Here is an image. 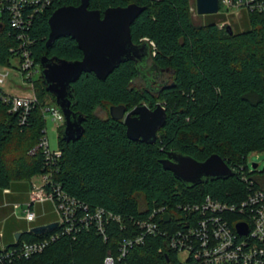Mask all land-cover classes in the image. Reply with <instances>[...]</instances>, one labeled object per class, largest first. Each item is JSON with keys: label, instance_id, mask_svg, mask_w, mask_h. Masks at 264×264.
I'll list each match as a JSON object with an SVG mask.
<instances>
[{"label": "trees", "instance_id": "16d2710c", "mask_svg": "<svg viewBox=\"0 0 264 264\" xmlns=\"http://www.w3.org/2000/svg\"><path fill=\"white\" fill-rule=\"evenodd\" d=\"M80 3L53 0L45 13L35 17L29 34L33 58L41 71L44 56L67 61L83 58L71 37L56 40L50 48L46 45L52 14L60 7ZM131 4L146 8L132 25L133 42L148 43L151 62L163 72L164 82L158 87L145 82L146 66L128 61L106 80L86 73L73 84L74 110L85 117L84 133L80 140L66 142L65 126L60 129L62 157L55 165L54 184L46 189L53 192L57 186L72 198L77 203L74 217L43 235L18 231L15 237L21 233L20 237L8 250L43 240H49L48 244L29 258L8 259L0 248V264H104L108 254L116 264L175 263L176 254L164 237L150 236L120 258L121 244L130 237L135 220L155 208L173 209L207 196L240 206L252 191H264V169L250 172L247 165L250 154L264 152V13L247 14L248 27L238 30L230 25L231 33L228 25L220 26L217 16L195 25L190 0H91L90 9L104 13ZM17 43L8 22L1 23L0 66L10 65L15 57L11 48ZM138 79L146 86H138ZM34 88L38 102L25 124L10 112L4 102L7 94L0 88V192L50 171L45 153L33 151L44 135L46 97L56 101L42 76L35 80ZM160 99L165 102L167 120L154 145L130 140L124 123L109 113L114 105H124L128 111L139 105L154 109ZM99 109L106 117L97 113ZM172 151L198 161L218 154L236 174L189 188L161 164ZM98 210L104 213L103 228L94 218H86Z\"/></svg>", "mask_w": 264, "mask_h": 264}, {"label": "built area", "instance_id": "2783aa9c", "mask_svg": "<svg viewBox=\"0 0 264 264\" xmlns=\"http://www.w3.org/2000/svg\"><path fill=\"white\" fill-rule=\"evenodd\" d=\"M53 0H0V24L7 21L10 31L16 37L17 46L11 48L15 55L10 65L0 66V86L4 85L11 74V69L21 73L26 85L32 91L31 96H11L7 94L4 102L10 106V112L19 115L20 124H25L35 104L38 102L35 94V77L41 72L33 58L30 37L33 21L39 14L45 13ZM220 10L229 16H244L251 13H264V0H219ZM226 24H221L224 27ZM44 115L50 113L59 124L65 126L62 111L56 103L47 104L43 108ZM42 150L47 158L50 171L43 174L42 184L33 185L30 192L31 203L51 201L58 212V224L69 222L74 217L77 203L54 186L53 192H48L47 185L54 184L55 165L62 157L59 149L51 152L46 137V130L38 146L34 149ZM259 167V166H258ZM249 171V170H248ZM252 171H254L252 169ZM68 205V212L64 205ZM22 208L15 205V210ZM87 209V208H85ZM23 218L29 223L36 220L30 204L23 210ZM169 214V222L163 218ZM234 215V216H232ZM111 219L121 222L118 216ZM86 218L95 219L103 228L104 213L98 210L95 215ZM244 223L249 232L241 236L237 232V225ZM130 237L123 240L120 247V258H125L134 246L145 244L148 237H164L167 247L176 254V262L170 264H264V191H252L240 206L228 205L207 196L198 203L182 202L173 209L168 206L155 208L148 216L134 221ZM49 240L34 243H24L19 250L6 251V257L29 258L42 252ZM163 249H160V252ZM104 264H116L115 258L108 254Z\"/></svg>", "mask_w": 264, "mask_h": 264}, {"label": "water", "instance_id": "95a60500", "mask_svg": "<svg viewBox=\"0 0 264 264\" xmlns=\"http://www.w3.org/2000/svg\"><path fill=\"white\" fill-rule=\"evenodd\" d=\"M79 6H63L58 8L49 19L50 35L47 47L53 46L62 37L74 39L83 58L78 61H67L57 57L44 56L41 59V76L47 92L55 96L57 106L65 119L63 140L75 142L84 133L85 117L74 110L76 105L73 84L83 74L94 73L100 80H106L122 63L133 61L147 66L151 60L148 43L137 45L133 42L131 28L137 18L145 11V7L131 4L127 7L109 8L104 13L90 9L91 0H80ZM199 15L218 14L219 0H196ZM227 30L233 33L228 25ZM146 60V62H145ZM154 67L156 65L153 64ZM157 68V67H156ZM111 118L121 121L127 128V137L134 142L154 145L158 132L165 126L167 110L161 104L152 109L147 105H139L128 111L124 105L111 106ZM166 171L192 188L206 183L209 179L219 180L233 177L236 172L218 154L205 161H198L180 152H168L161 160ZM258 165H253V170ZM169 222V214L163 218ZM58 223H51L33 228L28 232L43 235L56 229ZM241 236L248 234L246 224L237 225ZM19 233L16 238L20 237ZM169 261V260H168Z\"/></svg>", "mask_w": 264, "mask_h": 264}, {"label": "rangeland", "instance_id": "374dc122", "mask_svg": "<svg viewBox=\"0 0 264 264\" xmlns=\"http://www.w3.org/2000/svg\"><path fill=\"white\" fill-rule=\"evenodd\" d=\"M191 9L190 12L192 14L193 21L195 25L201 26L204 24V22L209 21L211 16H217L219 18V24H226V25H233L234 29H240L244 30L246 27H248V16L245 14L244 16L238 14V16H229L227 15L223 10H221L218 14L213 15H199L197 13V5L196 0H190ZM150 64H152L150 62ZM164 75V74H163ZM41 76V72L36 75L35 80L39 79ZM166 77V76H165ZM165 80L169 81L170 78L167 76ZM138 86L144 87L145 82L142 79H138L135 82ZM158 87V86H156ZM155 87V88H156ZM0 88L8 93L11 96H31L32 91L30 90V87L25 84L22 75L20 72H18L16 69H11V74L6 83ZM46 103L52 104V99L50 96L46 97ZM156 104H161L162 106H165V102H163L162 99L158 100ZM97 113L101 117H106L107 113L103 111L102 109H99ZM45 119V130H46V137L49 143V149L51 152H55L59 150V135H60V129L63 130L64 126L60 127L61 124L57 123L52 117L50 113H46L44 116ZM256 164L259 166V169H264V152H256L252 153L248 156L247 165L249 168V171L252 172L253 165ZM43 176L42 175H36L32 178V182L35 185H39V183L42 181ZM64 205V211L68 212V205ZM55 211L58 212L56 206ZM16 238V237H15Z\"/></svg>", "mask_w": 264, "mask_h": 264}, {"label": "crops", "instance_id": "0c3cea01", "mask_svg": "<svg viewBox=\"0 0 264 264\" xmlns=\"http://www.w3.org/2000/svg\"><path fill=\"white\" fill-rule=\"evenodd\" d=\"M42 183L41 181L39 185ZM33 185L32 179L15 182L10 188L0 192V248L15 241V234L18 231H30L39 226L57 223L58 216L53 202L31 203L30 192ZM27 204H30L32 212L36 214V220L32 223L23 218V210ZM15 205L22 208L15 210Z\"/></svg>", "mask_w": 264, "mask_h": 264}, {"label": "flooded vegetation", "instance_id": "af4514ba", "mask_svg": "<svg viewBox=\"0 0 264 264\" xmlns=\"http://www.w3.org/2000/svg\"><path fill=\"white\" fill-rule=\"evenodd\" d=\"M150 62L151 60L147 62V66L145 67L147 74L146 77H144V80L153 86H159L164 82L163 72H159V70L154 67L153 64H150Z\"/></svg>", "mask_w": 264, "mask_h": 264}]
</instances>
